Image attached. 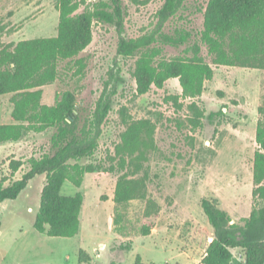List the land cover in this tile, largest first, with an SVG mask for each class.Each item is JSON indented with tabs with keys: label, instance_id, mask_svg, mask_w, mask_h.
Returning a JSON list of instances; mask_svg holds the SVG:
<instances>
[{
	"label": "rangeland",
	"instance_id": "obj_1",
	"mask_svg": "<svg viewBox=\"0 0 264 264\" xmlns=\"http://www.w3.org/2000/svg\"><path fill=\"white\" fill-rule=\"evenodd\" d=\"M58 1L0 0V43L56 36ZM207 1L187 0L166 24L165 35L174 37L184 30L192 39L184 46L157 44L163 59L190 57V48L198 44L202 57L212 63L200 41ZM163 3L123 0L121 32L116 26L95 22L90 46L74 59L60 62L58 79L41 88L42 103L48 106L62 93L73 92L81 126L104 93L111 97L112 111L102 126L94 156L77 162L91 165L94 172L85 175L80 188L69 181L62 187L63 196L84 195L79 234L51 238L34 229L46 185V175L37 176L16 200L0 204V264H82L81 250L90 256L86 264H135L137 256L147 264H198L214 235L201 207L203 199L215 202L237 225L264 206L254 196L253 181L258 108L264 106V70L212 65L214 77L196 100L181 97L177 79L169 80L162 90L153 88L143 96L136 92L133 73L138 56H120V40L154 31ZM84 10L85 6L79 13ZM11 98L0 96V124L12 123ZM191 106L203 116L199 118ZM140 120L151 121L154 134L143 138L126 164L130 178L145 183L146 196L118 205L114 192L124 172L116 148L127 123ZM55 131L27 132L18 142L0 145V181L6 180L7 186L20 180L31 158L51 153ZM13 162L22 164L16 173ZM145 228L150 230L148 235ZM232 253L244 262L242 250Z\"/></svg>",
	"mask_w": 264,
	"mask_h": 264
},
{
	"label": "trees",
	"instance_id": "obj_2",
	"mask_svg": "<svg viewBox=\"0 0 264 264\" xmlns=\"http://www.w3.org/2000/svg\"><path fill=\"white\" fill-rule=\"evenodd\" d=\"M186 1L164 0L154 31L139 38L120 40V56H138L133 76L139 96L148 94L153 88L162 90L169 80L177 79L182 89L181 97L196 100L202 96L206 82L214 77L212 65L264 70V0L207 1L200 41L212 57L211 64L202 57L198 44L190 48V57L163 59L162 48L157 44L184 46L192 39L191 33L184 30L176 32L174 37L163 33L166 24ZM123 5V0L92 4L86 0H59L56 36L23 40L17 44L0 43V96L12 95L13 105L12 123L0 124V145L18 142L27 132L44 133L56 129L51 138V153L31 158L29 169L20 180L7 186L6 180L0 181V204L16 200L30 181L46 175L33 227L51 238H73L80 232L84 195L63 196L61 191L66 181L80 188L85 175L94 172L91 165L82 166L77 162L92 158L98 149L102 126L112 111V100L102 94L92 115L81 126V113L73 92L62 93L54 105L48 106L42 103L41 88L58 79L60 62L74 59L90 46L95 22L116 26L121 32ZM83 6L85 10L79 13ZM190 108L198 112L195 106ZM258 114L255 137L258 149L253 161L254 196L264 201V106L258 108ZM198 116L203 114L198 112ZM153 134L154 126L149 120L127 123L116 148L124 172L116 183V204L145 198L146 185L139 179L130 178L126 158L134 155L146 135L151 137ZM71 161L76 163L70 164ZM21 166L20 162L11 163L14 173ZM201 207L214 235L198 264H264V206L253 210L242 225L232 224L230 215L209 199H203ZM149 231L145 228V235ZM235 249L244 252V262L234 257L232 251ZM89 261L90 256L81 250L80 262L86 264ZM135 264L147 263L137 256Z\"/></svg>",
	"mask_w": 264,
	"mask_h": 264
}]
</instances>
